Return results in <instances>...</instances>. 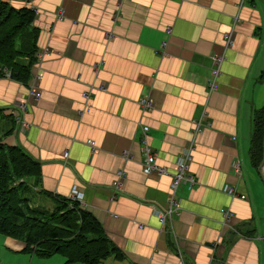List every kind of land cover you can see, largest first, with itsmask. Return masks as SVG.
Returning a JSON list of instances; mask_svg holds the SVG:
<instances>
[{"label": "crops", "instance_id": "obj_1", "mask_svg": "<svg viewBox=\"0 0 264 264\" xmlns=\"http://www.w3.org/2000/svg\"><path fill=\"white\" fill-rule=\"evenodd\" d=\"M7 1L35 12L16 57L34 58L28 78L0 76V140L40 163L30 203L80 193L119 250L102 264H264V184L249 151L264 105V0ZM144 142L165 172L144 170ZM184 151L194 182L179 183L162 225ZM27 264L85 262L55 252Z\"/></svg>", "mask_w": 264, "mask_h": 264}, {"label": "trees", "instance_id": "obj_2", "mask_svg": "<svg viewBox=\"0 0 264 264\" xmlns=\"http://www.w3.org/2000/svg\"><path fill=\"white\" fill-rule=\"evenodd\" d=\"M34 14L30 7H15L0 0V76L8 73L11 78H28L34 58L27 65H19L16 57L25 52L20 43L27 38ZM263 132L264 105L255 112L250 139V157L256 166L262 158ZM39 173L36 158L21 146L0 140V233L22 239L23 249L39 255L61 252L67 261L102 264L101 258L118 254L101 223L77 200L48 195L54 202L52 207L30 203L28 194L33 188L29 178Z\"/></svg>", "mask_w": 264, "mask_h": 264}, {"label": "built area", "instance_id": "obj_3", "mask_svg": "<svg viewBox=\"0 0 264 264\" xmlns=\"http://www.w3.org/2000/svg\"><path fill=\"white\" fill-rule=\"evenodd\" d=\"M63 14L62 12H58L57 13V17L58 18H62ZM224 38H225V43H224V47L226 46H229L231 43H232V33L231 32H225L224 33ZM37 55H41V53L38 51ZM223 57H224V54L223 52H220V53H217V52H214L211 54V58L213 60V64L211 66V73H210V77H209V84L212 88L214 87H217L218 85V77H219V74H220V63L221 61L223 60ZM8 74V73H7ZM87 92V91H86ZM84 92L83 94L86 96L87 93ZM33 94L35 96H38L39 95V91L38 90H34L33 89ZM137 102L139 103V105H141L143 108L145 109H151L154 104H153V101L147 97V96H144V95H140L137 99ZM21 109L24 108V103H19ZM16 117V120L17 121H20L21 118L18 116H15ZM148 128L147 125H143L142 126V129L145 131L146 129ZM197 130H199V125L197 124V127H196ZM143 150H144V153H145V160L143 162V165H144V170L146 172H151V171H156V172H159V173H162V172H165L166 171V168L164 166H160V165H157L154 161V151L152 150V148L149 146L148 143H145L143 144ZM188 158H189V153L188 151H184L181 155H179L177 158H176V161H175V164H176V169L175 171L173 172L172 174V178H171V182H170V192H169V197L167 199V202H166V205L163 209H159L158 210V218L161 222V224L163 225V222L165 221V217L166 215H171L173 212H175L178 208H179V203H178V199H177V196H176V189L179 185V183L181 181H183L184 179H187L189 182H190V185L194 182V178L192 175L188 174L187 173V170H188V166H187V162H188ZM234 164V167L235 169H239V163L236 161V162H233ZM117 180H114L112 183H113V186H118L119 184V181L121 178H123V172L121 170L117 171ZM225 189L227 190V192L229 194H236L235 192V189L230 186V185H226ZM81 194L80 193H72L71 195V198L72 199H76L78 201L81 202ZM240 196H244L243 194L240 195ZM226 215V213H225Z\"/></svg>", "mask_w": 264, "mask_h": 264}, {"label": "rangeland", "instance_id": "obj_4", "mask_svg": "<svg viewBox=\"0 0 264 264\" xmlns=\"http://www.w3.org/2000/svg\"><path fill=\"white\" fill-rule=\"evenodd\" d=\"M43 204L40 205H52L50 201ZM23 246L22 239L0 233V264H27L30 256H39L38 252L23 249Z\"/></svg>", "mask_w": 264, "mask_h": 264}, {"label": "water", "instance_id": "obj_5", "mask_svg": "<svg viewBox=\"0 0 264 264\" xmlns=\"http://www.w3.org/2000/svg\"><path fill=\"white\" fill-rule=\"evenodd\" d=\"M257 170L262 178V181L264 183V132L262 136V158L257 166ZM218 264V263H216Z\"/></svg>", "mask_w": 264, "mask_h": 264}]
</instances>
